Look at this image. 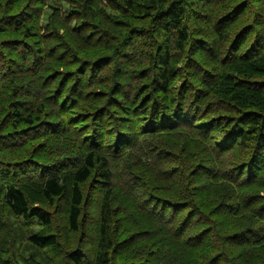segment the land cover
<instances>
[{"label": "rangeland", "instance_id": "374dc122", "mask_svg": "<svg viewBox=\"0 0 264 264\" xmlns=\"http://www.w3.org/2000/svg\"><path fill=\"white\" fill-rule=\"evenodd\" d=\"M109 1L0 0L5 264H76L75 256L93 264L104 196L112 264H264V164L246 177L247 152L234 146L236 131L221 129L226 119L261 111L250 102L252 90L264 92V48L247 39L240 48L243 23L230 28L229 40L217 34L220 9L237 13L250 0H187L189 40L183 52H171L177 65L160 126L141 105L152 96L162 107V96L153 95L159 68L151 59L155 46L162 52L163 37H144L151 25ZM87 26L93 29L83 38ZM89 154L95 167L79 185L81 217L72 232L73 177ZM96 159L106 162L108 185ZM47 177L64 185L60 198H43ZM7 184L49 226L14 218L1 199ZM32 235H52L57 245L40 250L29 243Z\"/></svg>", "mask_w": 264, "mask_h": 264}, {"label": "trees", "instance_id": "16d2710c", "mask_svg": "<svg viewBox=\"0 0 264 264\" xmlns=\"http://www.w3.org/2000/svg\"><path fill=\"white\" fill-rule=\"evenodd\" d=\"M190 4V2H188ZM256 5L253 7L252 4ZM92 5V2H89ZM87 5V7H89ZM108 6L113 10H121L126 15L139 19L142 24L151 25V30H147L143 33V36H147L150 39L151 34L155 33L160 37H163L161 44L162 52H159L158 45L154 47L156 51L152 55V61L157 63L159 73L156 77L155 88L153 95L159 94L162 96L159 101V105L162 106L164 101H167V89L170 82L175 77L176 61L171 63L173 56L171 52L181 53L184 51V47L189 40L188 31L185 27L187 9H191V6L187 5V0H111ZM189 6V7H187ZM240 10L235 13L234 9L226 11L220 9L219 16L216 19L224 22L222 31H217L219 38L222 40H229L227 33L235 23H243L244 27L239 31L236 40H241V45L244 46V41L249 40V46L262 50L264 48V0H250L246 3H241ZM222 10V11H221ZM231 19L229 23L226 21ZM74 20V19H73ZM227 23V24H226ZM92 26H87L84 29L82 37L85 38L92 30ZM85 34V35H84ZM137 32L133 33L136 36ZM85 36V37H84ZM158 50V51H157ZM256 69V68H255ZM264 75V70L260 71ZM241 88V86H239ZM256 93V97L253 102H250V106H254L261 111H245L242 112L241 117L238 119H226L221 122L222 130H233L236 136L234 146L242 147L251 160V168L246 177L253 178L255 171H258L261 165L264 164V92L252 90ZM151 103L150 107L149 104ZM163 107V106H162ZM157 107L154 103L152 96L145 97L141 111L151 117V121L155 126H160L162 123H158V119L162 116L165 117L169 113L167 107ZM177 113V112H176ZM171 113L174 118L181 119L179 113ZM18 116L17 113L14 114ZM172 117V116H171ZM99 161V167L102 172L98 175L101 177V181L108 185L109 173L106 169L107 165L104 159H96ZM94 160L92 154H89L85 160L84 165L78 169L73 177V184L70 191L69 210L67 214L68 227L70 231L77 232L79 219L81 217L80 206L82 203V193L79 187L84 183L94 170ZM42 196L46 201L60 198L65 188L62 182H59L57 178L47 177L42 182L41 186ZM1 199L9 209L14 218L21 219L23 222H35L44 226H49L50 220L47 216L41 212H32L29 209L27 200L23 192L12 184L4 186L1 192ZM108 198L104 196L101 209V221L98 230V242L96 244V252L93 259V264H112L111 255L114 251L115 244L113 240V233L110 224V209L108 207ZM172 217L169 223L172 222ZM30 244L40 250L51 248L57 245V239L52 236H38L32 235L28 238ZM3 242L0 239V264H5ZM76 264H80L79 257L73 258Z\"/></svg>", "mask_w": 264, "mask_h": 264}]
</instances>
